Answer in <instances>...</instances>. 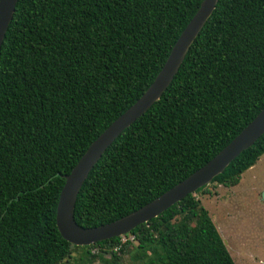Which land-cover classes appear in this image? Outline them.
Wrapping results in <instances>:
<instances>
[{"label": "trees", "instance_id": "1", "mask_svg": "<svg viewBox=\"0 0 264 264\" xmlns=\"http://www.w3.org/2000/svg\"><path fill=\"white\" fill-rule=\"evenodd\" d=\"M203 1H18L0 57V264H236L197 196L208 186L87 247L56 223L64 176L151 86ZM263 108L264 0H219L162 98L91 171L77 224L99 227L151 203ZM263 156L264 135L210 185H239Z\"/></svg>", "mask_w": 264, "mask_h": 264}, {"label": "water", "instance_id": "2", "mask_svg": "<svg viewBox=\"0 0 264 264\" xmlns=\"http://www.w3.org/2000/svg\"><path fill=\"white\" fill-rule=\"evenodd\" d=\"M19 0H0V57L8 29ZM219 0H204L200 9L182 32L164 67L147 91L125 113L117 118L88 148L71 173L65 178L56 213V223L62 237L70 244L87 247L99 242L131 234L137 227L159 217L189 195L209 186L243 152L264 135V108L233 141L211 161L163 195L137 211L109 224L83 228L75 220V208L80 191L91 171L107 149L139 118L157 103L173 82L193 43L212 17Z\"/></svg>", "mask_w": 264, "mask_h": 264}, {"label": "rangeland", "instance_id": "3", "mask_svg": "<svg viewBox=\"0 0 264 264\" xmlns=\"http://www.w3.org/2000/svg\"><path fill=\"white\" fill-rule=\"evenodd\" d=\"M197 196L234 262L264 264V156L243 174L239 185H209L208 193Z\"/></svg>", "mask_w": 264, "mask_h": 264}]
</instances>
